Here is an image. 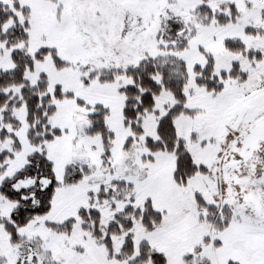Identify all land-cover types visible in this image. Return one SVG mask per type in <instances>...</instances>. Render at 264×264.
Segmentation results:
<instances>
[{"label": "snow or ice", "instance_id": "6c2138e0", "mask_svg": "<svg viewBox=\"0 0 264 264\" xmlns=\"http://www.w3.org/2000/svg\"><path fill=\"white\" fill-rule=\"evenodd\" d=\"M0 264H264V0H0Z\"/></svg>", "mask_w": 264, "mask_h": 264}]
</instances>
